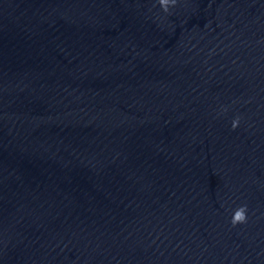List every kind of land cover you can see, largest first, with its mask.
Masks as SVG:
<instances>
[{
    "label": "water",
    "instance_id": "obj_1",
    "mask_svg": "<svg viewBox=\"0 0 264 264\" xmlns=\"http://www.w3.org/2000/svg\"><path fill=\"white\" fill-rule=\"evenodd\" d=\"M0 264H264V0H0Z\"/></svg>",
    "mask_w": 264,
    "mask_h": 264
},
{
    "label": "clouds",
    "instance_id": "obj_2",
    "mask_svg": "<svg viewBox=\"0 0 264 264\" xmlns=\"http://www.w3.org/2000/svg\"><path fill=\"white\" fill-rule=\"evenodd\" d=\"M176 0H158V3L161 7V9L167 13L170 6L175 5ZM239 117H236L231 122V127L233 130H235L239 125ZM247 222V205H242L234 210L230 224L232 227H235L237 225L245 224Z\"/></svg>",
    "mask_w": 264,
    "mask_h": 264
}]
</instances>
